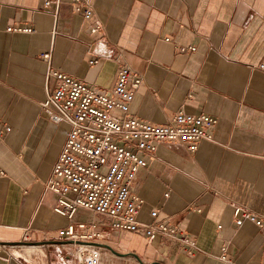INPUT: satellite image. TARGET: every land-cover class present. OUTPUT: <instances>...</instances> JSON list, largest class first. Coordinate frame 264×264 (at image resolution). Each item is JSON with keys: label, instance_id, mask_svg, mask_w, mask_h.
I'll list each match as a JSON object with an SVG mask.
<instances>
[{"label": "crops", "instance_id": "obj_1", "mask_svg": "<svg viewBox=\"0 0 264 264\" xmlns=\"http://www.w3.org/2000/svg\"><path fill=\"white\" fill-rule=\"evenodd\" d=\"M71 1L44 8L42 0H0V123L11 128L0 137V241H19L24 229L33 241H50L68 223L44 191L69 131L41 110L54 84L46 82L49 68L109 91L128 66L142 79L130 115L155 124L178 110L218 119L213 138L194 152L179 142L158 144L132 187L142 199L139 222L149 224L157 210V220L183 228L196 247L189 254L165 237L113 230L87 210L74 221L96 222L105 232L101 243L144 263L261 264L264 226L250 219L237 225L233 211L264 219V0H85L103 26L99 33ZM15 26L33 30L7 31ZM7 247L0 246V264H57L47 252L63 248L38 246L31 263ZM104 252L99 264H139Z\"/></svg>", "mask_w": 264, "mask_h": 264}, {"label": "built area", "instance_id": "obj_2", "mask_svg": "<svg viewBox=\"0 0 264 264\" xmlns=\"http://www.w3.org/2000/svg\"><path fill=\"white\" fill-rule=\"evenodd\" d=\"M58 2L42 0V6L48 8ZM71 5L83 19L92 21L89 25L91 33L102 31L103 26L95 22L87 1L72 0ZM32 30L31 26L7 28L9 32L28 33ZM165 40L169 41V38ZM175 48L181 52L195 50L194 46L177 45ZM42 58L49 60L50 54L43 53ZM258 67L264 70V63H259ZM51 81L54 84L48 88L41 110L51 121L69 125L44 186V191H50L56 197L52 210L68 220L54 239L71 240L72 243L62 247H72L74 254L64 257L63 251L57 249L61 264H99L102 256V248L76 243L78 240L100 242L105 237L104 229L96 222L74 221L79 210L107 218L113 230L141 232L148 239L165 237L192 254L196 247L195 238L180 226L157 220V210L151 211L153 220L149 224L138 221L142 199L132 187L134 177L147 167V159L155 153L158 144L179 142L194 152L200 141L213 138L218 119L204 112L187 114L178 110L169 122L155 124L130 115L128 107L142 79L128 66L117 70L115 83L109 91L100 90L59 69L49 68L46 82ZM10 129L0 123V137ZM233 218L237 225L250 219L257 227L264 226V219L241 207L234 208ZM19 241H32L28 229L23 230ZM222 250L221 260L228 261L225 247ZM260 260L264 264V249Z\"/></svg>", "mask_w": 264, "mask_h": 264}, {"label": "water", "instance_id": "obj_3", "mask_svg": "<svg viewBox=\"0 0 264 264\" xmlns=\"http://www.w3.org/2000/svg\"><path fill=\"white\" fill-rule=\"evenodd\" d=\"M58 244V245H64L66 243H72L71 240H57V239H51L50 241H0V246H15V247H21V245H27V246H41V245H47V244ZM78 243H84V244H88L91 246H97L100 247L104 250H109L110 252L114 253L115 255L119 256V257H132L134 258L139 264H162L158 261H151V263H144L137 254H134L132 252H118L113 250L108 244H103L101 242H97V241H93V242H85V241H81L78 240Z\"/></svg>", "mask_w": 264, "mask_h": 264}, {"label": "rangeland", "instance_id": "obj_4", "mask_svg": "<svg viewBox=\"0 0 264 264\" xmlns=\"http://www.w3.org/2000/svg\"><path fill=\"white\" fill-rule=\"evenodd\" d=\"M33 241V240H32ZM38 246H35L34 248H31V246H28V248L27 249H25V247H23V246H21L20 247V249H19V247H15V246H13V247H7L9 250H10V252H11V254H13L14 255V253H13V249H15V250H17L19 253H20V257L22 258V257H24L25 259H27L28 261H30L31 263H33L32 262V260L33 259H36L37 257H35V256H33V255H30L34 250H36V248H37ZM61 250L63 251V253H64V257L65 256H67V255H70V256H72V254H74V249L72 248V247H69V246H66V247H64V248H61ZM102 258H103V256H104V250H102ZM35 253V252H34ZM16 257H18L17 255H15ZM37 256V255H36ZM38 257H39V255H38ZM47 257H48V260L49 261H51V259L53 258V261L56 263L57 262V264H61V262L58 260V257H57V254H56V251H54V253L52 252V253H50V252H47ZM65 259V258H64ZM37 260V259H36ZM39 260V259H38ZM71 260H72V258H71ZM123 264V263H122Z\"/></svg>", "mask_w": 264, "mask_h": 264}, {"label": "bare ground", "instance_id": "obj_5", "mask_svg": "<svg viewBox=\"0 0 264 264\" xmlns=\"http://www.w3.org/2000/svg\"><path fill=\"white\" fill-rule=\"evenodd\" d=\"M21 246H23V247H25V249H27L28 248V246L27 245H21ZM37 246V245H36ZM13 253H14V255H17L18 257H20L21 255H20V253L17 251V250H15V249H13Z\"/></svg>", "mask_w": 264, "mask_h": 264}]
</instances>
